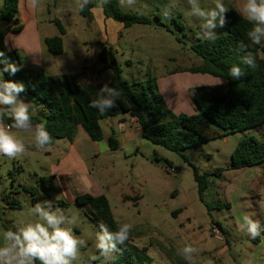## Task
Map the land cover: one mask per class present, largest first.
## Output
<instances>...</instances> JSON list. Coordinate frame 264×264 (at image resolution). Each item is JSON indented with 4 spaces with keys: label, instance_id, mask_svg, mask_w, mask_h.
Masks as SVG:
<instances>
[{
    "label": "rangeland",
    "instance_id": "rangeland-1",
    "mask_svg": "<svg viewBox=\"0 0 264 264\" xmlns=\"http://www.w3.org/2000/svg\"><path fill=\"white\" fill-rule=\"evenodd\" d=\"M109 1H116L123 13L139 12L145 15L152 24H135L125 28L123 23L106 18L97 0H92L85 8L89 13L87 15L79 10L76 0H60V3L56 0H38L32 10L29 3L20 0L19 15L22 12L23 18L19 23L23 25V30L10 32L5 37L8 41L6 48L9 52L17 51L20 56H25L23 49L37 43L34 34L39 24V40L46 64L41 73L62 75L78 71L72 58L77 56L83 62L101 46L111 47L126 81L132 85L149 80L157 84L164 99L163 104H154L159 118L199 113L195 96L219 91L224 83L219 84V79L207 75L189 72L192 67L201 65L202 60L193 47L205 40L201 37L199 22L189 15L187 0H136L133 7L122 6L120 0ZM234 1L224 0V3L230 8ZM200 2L204 9L214 7L213 0ZM59 4L63 6L62 9L58 8ZM2 7L3 0H0V11ZM56 21L61 22L64 35L60 33ZM9 26L14 27L15 24L5 23L0 16V32ZM215 31L217 37L226 34L224 27H218ZM54 36L63 38L66 56L71 60L63 61L49 53L44 38ZM101 76L108 82L112 79L113 71L106 68ZM137 95L142 98L139 92ZM20 99L33 105L32 115H40L45 110L44 105L32 103L29 97ZM159 109L162 115L158 114ZM249 136L264 141V125L213 138L182 154L154 145L143 137L139 146L128 144L112 153L108 151L107 141L100 143L101 156L87 159L86 165L100 180V189L105 191L103 195L108 198L118 224L129 223L133 226L127 242L138 260L175 264V261L170 263L167 258L176 259L178 256V252L172 254L176 240L181 245L178 232L172 226L178 223L184 225L187 231L200 235L198 241H194V246L200 256L203 253L207 264H228V261L235 264H264V165L244 170L231 169V158L237 145ZM81 146L84 152L86 147ZM185 158L201 175H209V185L202 196L194 169ZM51 163L55 162H49L42 153H25L16 160L0 155V232L15 231L31 222L35 219L31 214L32 207L38 202L51 201L54 209L59 208L65 215L77 217L74 225L66 226L71 227L86 244L74 264H105L102 258L93 260L94 256L99 257L95 243L100 221L95 212L88 206L70 202L61 189L47 192L39 181L47 175L44 169H50ZM168 167L174 168L176 173L167 171ZM218 169L223 171L215 173ZM14 197H18L20 208L8 205V201ZM63 203L66 205H60ZM167 212L172 218L164 216ZM173 212L177 214L174 216ZM245 213L260 223L261 234L255 239L237 228V218ZM222 230L229 240V258L225 254L219 255L221 260L215 261L206 253L211 252L213 245L226 244ZM116 257L117 252L108 264H113Z\"/></svg>",
    "mask_w": 264,
    "mask_h": 264
},
{
    "label": "trees",
    "instance_id": "trees-1",
    "mask_svg": "<svg viewBox=\"0 0 264 264\" xmlns=\"http://www.w3.org/2000/svg\"><path fill=\"white\" fill-rule=\"evenodd\" d=\"M102 7L106 18L123 23L125 28L135 24H152L148 17L139 12L123 13L116 1H109ZM81 12L84 15L89 14L86 9ZM18 14L19 0H3L1 19L7 24L14 23L15 26H9L0 32V50H3L11 61L21 66L20 54L17 51L9 52L5 46V37L10 32L19 33L23 30ZM55 23L60 33L64 35L65 29L61 22ZM223 27L226 34L217 37L214 42L199 41L193 47L202 63L192 67L189 72L194 75H207L219 81L222 79L224 83L219 91L199 93L195 96L199 108V113L196 114L172 115L169 119L165 115L164 119L159 118L154 104L159 106L164 103V99L157 84L151 80L134 85L126 81L114 50L108 46H101L99 63L103 66V70L108 68L113 71L108 85L119 90L121 95L116 101L117 107L103 114L89 107L90 101L96 97L97 91L103 84H81L77 74H35L28 73L21 67V71L15 75L4 72V80L22 83L25 91L20 93V96L29 97L36 105H44L45 110L40 115H32V122L46 123L47 130L52 136L51 146L56 140H72L76 128H82L92 141L100 142L104 138L102 120L119 115H130L138 122L144 139L169 151L182 154L183 151L205 144L213 138L245 132L264 125V44L250 45L246 32L251 24L233 7L229 8ZM44 42L52 55L59 56L64 52V41L61 36L46 38ZM241 43L250 46L241 50ZM246 51H251L255 57V67L250 68L242 63ZM233 65L240 66L245 76L239 80L232 79L229 70ZM0 67L2 69L3 65L0 64ZM138 92L141 94V99L137 95ZM158 114L162 115V110L159 109ZM5 122L12 123L7 117ZM110 145L116 150L118 142L111 138ZM185 159L190 162L188 158ZM189 164L194 169L195 180L202 196L208 188L209 175H201L191 162ZM262 164L264 165V141L254 136L243 138L232 155L231 169L244 170ZM220 171L223 170L218 169L215 173ZM39 181L47 192L55 189L52 176L42 177ZM75 202L76 205L90 207L99 219V224H106L110 231L116 230L118 222L105 195L94 197L82 194L77 196ZM8 205L15 209L21 207L14 199L8 201ZM60 205L63 206L64 203ZM172 214L175 216L177 213ZM217 225L221 228L220 224ZM116 252L117 257L113 264H154L150 259L138 260L128 247V242L117 245ZM175 264L188 263L177 260Z\"/></svg>",
    "mask_w": 264,
    "mask_h": 264
},
{
    "label": "clouds",
    "instance_id": "clouds-1",
    "mask_svg": "<svg viewBox=\"0 0 264 264\" xmlns=\"http://www.w3.org/2000/svg\"><path fill=\"white\" fill-rule=\"evenodd\" d=\"M92 0H76L80 11H83ZM109 0H97L98 6L102 7ZM32 6L38 4V0H30ZM122 6L133 7L136 0H120ZM190 11L189 15L199 22L201 37L204 40L214 42L217 39L218 27L226 23V14L229 8L224 0H213L214 7L204 9L200 0H187ZM175 7V5H173ZM239 15L251 24L246 32L250 45L264 44V0H244L239 8ZM8 41L5 40V46ZM250 45L240 44L241 50ZM242 63L252 68L255 67V57L251 51H246L242 57ZM0 155L10 159L18 158L26 153L29 148L46 150L51 147L52 136L47 130L46 123L33 124V105L20 99V93L25 91L22 83L4 80V72L15 75L21 71V66L11 61L3 50H0ZM229 75L234 80L245 76V72L238 65H233ZM223 83L221 79L219 84ZM121 93L108 83L103 84L97 91L96 97L89 103V107L103 114L117 107V99ZM9 118L12 123L5 122ZM15 130V131H13ZM18 132H29L32 135L31 142H27ZM31 214L35 218L24 224L17 230H4L0 232V264H74L79 260L81 248L86 242L74 234L71 227L77 217L67 216L59 208H53L51 201L36 203ZM237 228L246 232L255 239L261 234L260 223L245 213L237 218ZM129 223H119L115 231H110L104 223L99 224V232L96 234L95 248L99 257L105 264L111 260L117 251V245L125 244L132 231ZM198 254L196 247L191 244L178 250V255L185 259L188 264H196L195 256Z\"/></svg>",
    "mask_w": 264,
    "mask_h": 264
},
{
    "label": "crops",
    "instance_id": "crops-1",
    "mask_svg": "<svg viewBox=\"0 0 264 264\" xmlns=\"http://www.w3.org/2000/svg\"><path fill=\"white\" fill-rule=\"evenodd\" d=\"M27 3H30V0H25ZM58 0L57 2H59ZM244 3V0H235L234 4L231 7L237 9L239 11L240 6ZM58 5V4H57ZM58 8H63L60 4ZM33 6L31 5V10ZM19 11H20V0H19ZM33 15V13H31ZM23 18L22 12L21 15L18 14V18ZM28 21V20H27ZM36 24V23H35ZM37 31L35 30L34 38H36L37 43L31 48H24L25 56H21L22 63L21 67L28 73H41L44 68H46V64L44 62L43 57V48L41 45V41L39 40V24L36 25ZM49 38V37H46ZM44 38V40L46 39ZM101 49V47H100ZM50 53V52H49ZM99 53L100 50H94L92 52V57H86L83 62L81 58H72L78 69L77 72L73 74H77L79 77V82L81 84H91V83H110V81L105 82L101 76V73L104 71L103 66L99 63ZM54 56V55H53ZM55 57H60L63 61L71 60L66 56L65 45L64 52ZM52 64L49 66L51 67ZM67 74V73H66ZM112 78V77H111ZM218 81V80H217ZM216 82V81H214ZM20 98H23L20 96ZM26 100V98H25ZM104 138L100 142H94L90 139V137L86 134V132L82 128H76L74 131V136L72 140H56L54 144L46 149V150H37L35 148H29L26 153L33 152L37 154H44L49 162L53 161L55 163H51L50 169H44V172L47 174L46 176L53 177V183L55 189H61L64 196L70 200V202H75L77 196L82 194H89L94 197H98L103 195L105 191H102L99 186L100 180H98L90 168L86 165L87 159H97L101 156V146L100 143L104 141L108 142L109 153L115 151L112 149L110 145V139L113 138L118 142L117 148H125L128 144H133L134 147L139 146L141 144L140 138L142 137V130L136 121L135 118L130 115H119L116 117H112L109 119H104L101 122ZM15 131V130H13ZM85 133V134H84ZM20 136H23L27 142H31L32 135L29 132H18ZM83 144L86 147V150L83 152L84 148L81 146ZM138 149V148H137ZM19 158V157H18ZM15 158L14 160H16ZM109 191V189H108ZM110 192V191H109ZM14 200L19 202L18 197H14ZM76 203V202H75ZM164 216L167 219L172 218L170 212ZM173 228L177 230V238L181 245H178L176 240L175 249L173 248V253L176 254L179 248H183L185 244H191L194 246V241H198V233H192L183 228V226L176 223V225H172ZM225 236V245H213L211 252H207L208 256H212L215 261H220L221 258L218 256H228V252L230 250L229 240L227 234L222 230L221 231ZM200 236V235H199ZM191 241V242H190ZM218 241V240H217ZM257 242H259L257 240ZM195 247V246H194ZM198 253H200L198 251ZM170 254V253H169ZM171 254V255H172ZM203 255V253H202ZM197 254L195 256L196 264H207V262L203 259V256ZM167 258V257H166ZM171 258V259H169ZM167 258L170 263L177 262V260H184L180 255L177 256L176 259L173 257ZM229 258V256H228ZM223 259V258H222ZM187 262V261H186ZM188 263V262H187ZM226 264V263H225ZM228 264H235L231 261H228Z\"/></svg>",
    "mask_w": 264,
    "mask_h": 264
},
{
    "label": "built area",
    "instance_id": "built-area-1",
    "mask_svg": "<svg viewBox=\"0 0 264 264\" xmlns=\"http://www.w3.org/2000/svg\"><path fill=\"white\" fill-rule=\"evenodd\" d=\"M167 171H169V172H173V173H176V170H175L174 168H172V167H168V168H167Z\"/></svg>",
    "mask_w": 264,
    "mask_h": 264
}]
</instances>
